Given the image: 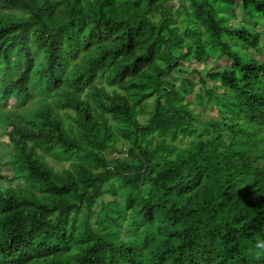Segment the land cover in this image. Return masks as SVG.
<instances>
[{
  "label": "trees",
  "instance_id": "trees-1",
  "mask_svg": "<svg viewBox=\"0 0 264 264\" xmlns=\"http://www.w3.org/2000/svg\"><path fill=\"white\" fill-rule=\"evenodd\" d=\"M250 50L264 0H0V264H264Z\"/></svg>",
  "mask_w": 264,
  "mask_h": 264
},
{
  "label": "rangeland",
  "instance_id": "rangeland-1",
  "mask_svg": "<svg viewBox=\"0 0 264 264\" xmlns=\"http://www.w3.org/2000/svg\"><path fill=\"white\" fill-rule=\"evenodd\" d=\"M230 19L232 20L231 22L235 25L239 23H244V24H249L248 18H245L244 13L241 11L240 8H236L234 13L230 15ZM251 55H255L259 60H264V51L260 50L258 52L250 50L249 51ZM222 60H225V58H222ZM214 67L217 65L216 63L212 62L211 63ZM192 67L196 68H201L200 64H195ZM188 77H192L191 74H188ZM167 79L170 81H174L177 84L179 83L177 76L175 75H167ZM190 99L192 102L191 108L193 112L196 113L197 117L199 118L200 121L205 122L208 121L209 119H217V115L215 111L210 108L209 106L203 105L198 103L197 100L193 99V96H189L187 100ZM144 110L148 112L151 109L152 102L147 101L144 103ZM8 106H11V99L9 98L4 106V110L8 108ZM146 116L140 115L138 116L139 122L143 123L145 120ZM1 127V126H0ZM1 130V129H0ZM7 150H8V145L6 144V140L3 137V132L0 131V184H3L4 186H8L12 184V170L11 167L7 164L8 157H7ZM108 158L109 159H116V158H122L125 156V153H122L120 151H110L107 150ZM51 165H54L55 163L53 161H49ZM57 167V165H56ZM13 184H15L13 182Z\"/></svg>",
  "mask_w": 264,
  "mask_h": 264
}]
</instances>
